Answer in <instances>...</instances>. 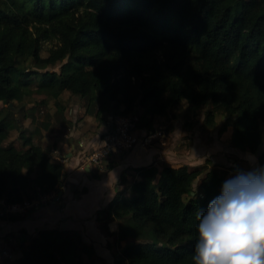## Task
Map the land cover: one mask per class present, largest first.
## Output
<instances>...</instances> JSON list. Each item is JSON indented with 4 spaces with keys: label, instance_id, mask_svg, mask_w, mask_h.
Wrapping results in <instances>:
<instances>
[{
    "label": "trees",
    "instance_id": "obj_1",
    "mask_svg": "<svg viewBox=\"0 0 264 264\" xmlns=\"http://www.w3.org/2000/svg\"><path fill=\"white\" fill-rule=\"evenodd\" d=\"M45 40L58 45L42 55ZM57 64L59 70L47 69ZM36 74L41 80L32 88ZM64 90L79 95L85 113L99 122L104 112L139 109L138 127L146 131L183 101L190 112L207 105L203 126L213 127L222 115L220 131L231 130L232 145L258 153L264 144V0H0V100L6 104L0 200L22 203L61 185L64 163L42 144L20 149L3 142L21 127L10 105L18 93L42 94L46 103ZM258 155L264 168V149ZM105 161L93 177L113 166ZM132 172L138 178L126 194ZM227 174L207 163L124 169L123 187L95 215L107 235L118 220L114 263L195 264L198 217L221 194ZM84 255L92 263L103 260L79 231L43 228L14 264H85Z\"/></svg>",
    "mask_w": 264,
    "mask_h": 264
},
{
    "label": "crops",
    "instance_id": "obj_2",
    "mask_svg": "<svg viewBox=\"0 0 264 264\" xmlns=\"http://www.w3.org/2000/svg\"><path fill=\"white\" fill-rule=\"evenodd\" d=\"M30 96L24 94L21 98L23 104L27 99H31ZM17 99L18 95L14 101L17 102ZM63 105L62 111L59 110L61 108L58 105L52 110L46 108L47 113L44 114L47 119L41 121L37 119V115L41 114L37 108L35 111L33 108L25 107V110L21 111L24 113L25 126H21L13 133L11 130L9 137L3 142V144L16 142L18 138L29 132L37 133L40 144L49 151L52 159L54 160L53 157L57 154L63 159L64 174L61 185L49 198L29 199L28 201L33 202L32 205L22 213L15 214L17 217L14 219L0 216V264H14L29 247L31 238L43 228L77 230L85 241L94 245L97 255L103 258V260H94L93 264H115V254L120 253L116 243L118 220L109 223V229L113 234L107 235L95 215L97 209L106 206L117 190L123 187L118 185L122 171L128 167L151 163H155L159 168L165 164L175 166L203 163L191 161L189 158L191 151L185 153V149L176 146L180 142H172L175 132L170 126L163 131L166 138L163 140L161 138V141L154 138L149 143L139 142L131 149L110 153L103 160L105 163L106 159H110L113 166L100 178H95L91 173L99 171L102 165L87 162L85 156L102 144L104 133L113 126L114 115L104 112L103 119L99 122L93 114L85 113L82 103L79 106H76L77 102L69 106ZM54 112H57L60 121L57 128L50 126L48 121L49 113ZM36 119L37 121L34 122ZM85 120L90 121V124L86 125ZM46 122L48 127L44 126ZM156 127L154 130H158ZM139 132L144 133L146 130L139 129ZM250 153L255 154L251 151ZM180 159L184 162L173 163ZM259 165L261 168L262 165L260 163ZM135 178H138V174L132 172L128 177L126 194H130L129 186ZM74 187L77 189L76 192ZM83 187L87 190L83 191ZM87 258L88 256L84 255L85 264Z\"/></svg>",
    "mask_w": 264,
    "mask_h": 264
},
{
    "label": "rangeland",
    "instance_id": "obj_3",
    "mask_svg": "<svg viewBox=\"0 0 264 264\" xmlns=\"http://www.w3.org/2000/svg\"><path fill=\"white\" fill-rule=\"evenodd\" d=\"M133 4H136V1H133ZM58 42L56 40H45L42 42V55L48 54L49 50L56 47ZM28 62L30 65L34 67L32 63V58H28ZM60 64L54 66H48L47 69H55L59 70ZM45 69V68H41ZM41 80V75L36 74L31 81L33 82L32 88L36 87L37 83ZM25 93L18 94L17 102L14 101L13 107L15 109V114L19 118H21L22 123L21 126H25L24 113L21 111L25 107L35 108L39 110L41 113L37 115L38 121L46 120L47 117L44 113L46 112V108L54 109L59 106V103L67 104L68 106L77 102L79 104L82 103L84 106V100L76 94H73L69 90H64L58 99H47L46 103H40V100L44 97L42 94H35L34 96H30L31 99H27L23 104L21 98L24 97ZM22 101V102H21ZM5 103L0 100V115L3 113ZM58 105V106H57ZM85 107V106H84ZM208 108L207 105L202 106L198 110L194 112H190L187 110V101H183L179 106L172 109L168 115H160L155 118V126L158 129L156 132H160L158 135L163 139H165V134L163 131L167 130L170 126H172V130H174L175 135L173 136V143L180 142V148L185 149V153H189L190 151V160L193 162L202 161L203 163H207V166L211 169L220 170L224 168L228 171L227 181L234 178L238 172H249L254 169L260 167L258 154H260L264 149V144L261 145L259 152L252 155L249 150H241L232 145L230 136L231 130L225 129L224 131H220V127L225 119L222 115H217V122L213 127H205L202 125L204 121L205 110ZM49 112V111H48ZM141 110L137 109L135 113L140 114ZM36 118V117H35ZM37 119L34 121L36 122ZM48 121L50 126L53 128H57L60 125L59 117L57 112L49 113ZM90 124V121L87 122L85 120V124ZM40 126V125H39ZM17 129H13L12 133ZM21 130V129H20ZM155 131V130H154ZM22 134V131H21ZM158 139V138H156ZM161 141L160 139H158ZM170 142V140H169ZM20 149L26 148L33 143H41L39 140V136L37 133L29 132L25 136H22L14 142ZM164 143V142H163ZM5 145V143H4ZM202 149V150H201ZM198 153V154H197ZM199 156V157H198ZM184 162L182 159L175 160L173 163ZM101 166L99 171H103L105 168L104 160L100 163H97ZM262 168V167H261ZM158 178L154 180L156 183ZM195 188H198V180L195 182ZM188 197L185 195L184 200H187ZM9 214V213H8ZM6 215V214H3ZM2 216V215H0ZM166 245H171L168 241H162ZM86 264H93L88 258Z\"/></svg>",
    "mask_w": 264,
    "mask_h": 264
},
{
    "label": "clouds",
    "instance_id": "obj_4",
    "mask_svg": "<svg viewBox=\"0 0 264 264\" xmlns=\"http://www.w3.org/2000/svg\"><path fill=\"white\" fill-rule=\"evenodd\" d=\"M198 220L195 264H264V168L225 182Z\"/></svg>",
    "mask_w": 264,
    "mask_h": 264
},
{
    "label": "built area",
    "instance_id": "obj_5",
    "mask_svg": "<svg viewBox=\"0 0 264 264\" xmlns=\"http://www.w3.org/2000/svg\"><path fill=\"white\" fill-rule=\"evenodd\" d=\"M139 119L140 114L137 113L113 116V126L104 133L102 144L92 150V152L86 154V161L89 163H100L110 153L131 149L139 142L149 143L154 138L161 140V137L158 135L161 131L158 133L156 132L157 130L140 133L138 127ZM53 158L56 161H63L58 154ZM56 190L42 193L34 199H47L52 194H55ZM32 203V201L28 200L22 203H7L4 200H0V215L8 213L20 214L31 206Z\"/></svg>",
    "mask_w": 264,
    "mask_h": 264
},
{
    "label": "water",
    "instance_id": "obj_6",
    "mask_svg": "<svg viewBox=\"0 0 264 264\" xmlns=\"http://www.w3.org/2000/svg\"><path fill=\"white\" fill-rule=\"evenodd\" d=\"M10 105L13 106L12 102H10Z\"/></svg>",
    "mask_w": 264,
    "mask_h": 264
}]
</instances>
